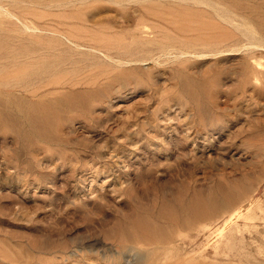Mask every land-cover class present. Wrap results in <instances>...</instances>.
I'll return each mask as SVG.
<instances>
[{"label":"rangeland","instance_id":"rangeland-1","mask_svg":"<svg viewBox=\"0 0 264 264\" xmlns=\"http://www.w3.org/2000/svg\"><path fill=\"white\" fill-rule=\"evenodd\" d=\"M264 264V0H0V264Z\"/></svg>","mask_w":264,"mask_h":264},{"label":"bare ground","instance_id":"bare-ground-1","mask_svg":"<svg viewBox=\"0 0 264 264\" xmlns=\"http://www.w3.org/2000/svg\"><path fill=\"white\" fill-rule=\"evenodd\" d=\"M146 264H149V262L147 261V263Z\"/></svg>","mask_w":264,"mask_h":264}]
</instances>
